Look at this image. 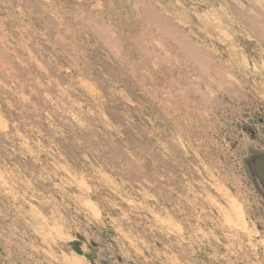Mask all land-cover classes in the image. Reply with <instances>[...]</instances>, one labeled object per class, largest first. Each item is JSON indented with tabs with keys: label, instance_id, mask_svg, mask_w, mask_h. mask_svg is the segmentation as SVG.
Listing matches in <instances>:
<instances>
[{
	"label": "rangeland",
	"instance_id": "374dc122",
	"mask_svg": "<svg viewBox=\"0 0 264 264\" xmlns=\"http://www.w3.org/2000/svg\"><path fill=\"white\" fill-rule=\"evenodd\" d=\"M264 0H0V264H264Z\"/></svg>",
	"mask_w": 264,
	"mask_h": 264
},
{
	"label": "water",
	"instance_id": "95a60500",
	"mask_svg": "<svg viewBox=\"0 0 264 264\" xmlns=\"http://www.w3.org/2000/svg\"><path fill=\"white\" fill-rule=\"evenodd\" d=\"M255 175L257 176L259 182L264 188V157H261L255 162Z\"/></svg>",
	"mask_w": 264,
	"mask_h": 264
},
{
	"label": "flooded vegetation",
	"instance_id": "af4514ba",
	"mask_svg": "<svg viewBox=\"0 0 264 264\" xmlns=\"http://www.w3.org/2000/svg\"><path fill=\"white\" fill-rule=\"evenodd\" d=\"M259 158H261V157H259ZM259 158H257V159H259ZM257 159H255V160L251 163V166L253 167V169H255V162H256ZM254 173H255V170H254ZM255 176H256V175H255ZM256 179L258 180L257 176H256ZM258 182H259V180H258ZM259 184H260L261 188H262L263 191H264V188L262 187V185H261L260 182H259Z\"/></svg>",
	"mask_w": 264,
	"mask_h": 264
}]
</instances>
